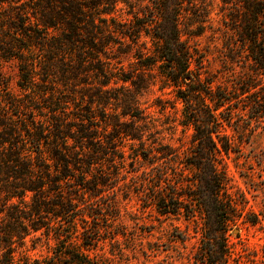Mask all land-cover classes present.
Listing matches in <instances>:
<instances>
[{"label": "trees", "instance_id": "1", "mask_svg": "<svg viewBox=\"0 0 264 264\" xmlns=\"http://www.w3.org/2000/svg\"><path fill=\"white\" fill-rule=\"evenodd\" d=\"M219 3L213 29L215 0H0V264H122L136 240L115 225L119 193L132 191L199 221L192 264L241 263L230 232L260 218L231 191L227 131L264 123V0ZM208 29L230 86L205 70ZM158 83L192 130L184 151L140 107Z\"/></svg>", "mask_w": 264, "mask_h": 264}, {"label": "rangeland", "instance_id": "2", "mask_svg": "<svg viewBox=\"0 0 264 264\" xmlns=\"http://www.w3.org/2000/svg\"><path fill=\"white\" fill-rule=\"evenodd\" d=\"M219 7V0H215L211 15L213 29L222 26ZM122 15L123 18H128L125 14ZM211 30H206L204 36L197 39L205 56V70L215 78L216 85L230 86L226 81L230 67L223 63L225 56L221 40L219 35L213 34ZM232 68H235L236 72L240 71L238 66ZM7 71L16 78L13 65L7 66ZM159 85L160 83L150 92L140 96V107L150 119L156 120L166 128L163 134L164 142L184 151L189 146L192 130H183L178 125L180 113H175L170 103L175 104L178 110L181 109V104L175 101L172 93L165 95L159 91ZM165 92L169 93L170 90ZM243 126L248 128L243 130L244 133L242 129L227 131L228 134L234 135L239 150L237 153H231L226 159L231 191L244 195L247 201L245 212L258 214L260 223L254 226L239 223L238 229L230 232L229 240L235 252L242 256L240 264H264V123L252 121ZM128 162L127 160V169ZM133 176V173L127 174L126 182L133 184ZM119 198L120 218L115 225H120L122 230H126L129 236L136 240L133 249L125 251L122 264H192V256L200 241L198 220L161 216L154 208L145 207L144 200L139 199L134 191L126 200L120 192ZM181 237L187 240L182 242L179 239ZM30 245L28 243L27 253L32 258L45 254V249L30 250ZM116 261H119V258Z\"/></svg>", "mask_w": 264, "mask_h": 264}]
</instances>
